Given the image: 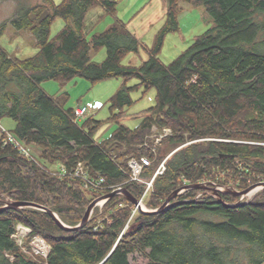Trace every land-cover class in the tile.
I'll list each match as a JSON object with an SVG mask.
<instances>
[{
  "label": "trees",
  "instance_id": "trees-1",
  "mask_svg": "<svg viewBox=\"0 0 264 264\" xmlns=\"http://www.w3.org/2000/svg\"><path fill=\"white\" fill-rule=\"evenodd\" d=\"M14 1L15 12L0 22V38L11 25L31 32L38 50L19 57L0 44V120L15 121L11 130L40 149L42 167L5 143L0 132V207L6 198L32 201L78 225L90 203L111 191L85 188L78 178L48 171L60 163L73 169L79 161L90 175L104 177L106 186L122 184L141 199L146 184L132 180L130 160L152 158L141 174L150 180L166 159V170L154 178L146 198L149 209L161 207L183 177L240 191L264 181V0H166L150 56L139 64L125 62L142 45L120 20L91 35L86 31L90 9L100 6L115 15L117 0ZM182 3L204 6L216 25L164 64L159 54L167 35L180 29ZM57 18L64 25L52 35ZM103 48L105 58L95 60ZM78 77L92 85L123 79L111 97L112 120L134 103L131 93L137 89H155V103L137 126L119 124L111 137L97 142L93 135L102 121L78 120L67 103L69 92L53 96L42 87L46 80L65 85ZM133 78L138 82L128 84ZM154 127L172 129L157 155L146 145ZM221 199L192 188L167 209L149 213L117 194L102 209L94 208L87 225L71 231L42 209L7 208L0 211V264H133L129 256L136 252L148 258L146 264H264V187L248 199L232 193ZM18 223L44 237L51 247L47 259L15 243Z\"/></svg>",
  "mask_w": 264,
  "mask_h": 264
},
{
  "label": "rangeland",
  "instance_id": "rangeland-1",
  "mask_svg": "<svg viewBox=\"0 0 264 264\" xmlns=\"http://www.w3.org/2000/svg\"><path fill=\"white\" fill-rule=\"evenodd\" d=\"M23 1L28 2L31 5L42 2V0ZM117 1L118 7L115 15L107 13L106 10L100 6L90 9L86 18V31L89 35L95 31L100 32L107 29L111 24H113V22L116 20L115 18L117 17L127 19L126 17L129 18L133 16L135 12L141 10L147 3H151L150 0ZM55 2L59 4L62 2V0H55ZM17 6V1L0 0V22L12 16ZM179 22L180 29L177 32H172L167 35L163 50L159 54V58L164 64L171 63L192 44L197 36L205 33L207 30L213 28L216 25L213 17L207 12L204 6L193 7L187 3H182ZM63 25V19L57 18L54 25L52 26V35H55L63 27ZM160 26L161 25L153 29L151 33H149L144 39L147 48H141L140 54H130L125 59V62L131 61L134 64H139L150 56V50L154 45L156 34ZM0 44L4 46L10 53L19 57L30 56L36 53L38 50V46L35 43V37L31 32L17 31L11 25L7 28L5 34L0 38ZM105 56L106 49L103 48L100 52L94 54V59L101 61L105 58ZM136 82H138V79L133 78L128 81V84L132 85ZM122 83V78H110L101 81L96 85H92L87 79L78 77L65 85L56 80H46L42 83V87L53 96H59L60 93L64 91L69 92V99L67 103L70 107L76 108L83 105L90 106L92 111L88 114V116H93L95 119L102 121L93 135L94 140L101 142L111 137L114 131L118 128L119 124H123L131 128L137 126L146 110L155 103V89H151L146 92L143 88L137 89L131 93L134 103L123 109L124 113L122 117H120L118 120L110 119L113 114L111 110V97L121 87ZM116 112L119 111L117 110ZM88 116L81 118V120H85ZM1 122L6 128L9 129H12L15 126V121L11 118H3ZM154 135L155 133H153L151 137ZM151 137H149L150 141H148V147L152 146V143L154 145L155 142V137ZM159 145V147L154 152L155 155H157L158 149H160V147H165L164 144ZM31 147L36 154L38 153V155L41 156L40 150L33 148L34 146ZM206 181L208 185H211L210 180ZM228 188L238 190L237 188L231 186L223 187V189ZM204 190L210 195H215L214 191L212 190ZM256 191L251 192L244 198H241V200L252 197ZM103 206L98 205V208L102 209ZM129 260L133 264H146L148 262V258L140 252L131 254L129 256Z\"/></svg>",
  "mask_w": 264,
  "mask_h": 264
},
{
  "label": "built area",
  "instance_id": "built-area-1",
  "mask_svg": "<svg viewBox=\"0 0 264 264\" xmlns=\"http://www.w3.org/2000/svg\"><path fill=\"white\" fill-rule=\"evenodd\" d=\"M92 111V108L88 105H83V106H78L75 108V113H76V118L79 120L85 116H88V114ZM153 131L155 133L154 136L151 138L155 137V142L154 145L152 144L153 151L155 152L157 149V146L162 143V140L172 134V129L171 128H163L162 130H158L156 127L153 128ZM0 132L5 135V143H12L18 150L19 154L23 155L25 158L30 160L33 163H36L40 167L42 165L39 162V155L38 153L36 154L32 150V145H27L23 140L18 138L16 134L9 128H6L1 120H0ZM148 145V143H146ZM154 146V147H153ZM153 159L148 157V156H143L141 157V160L138 161L136 159H131L130 160V166L132 167L133 173H132V180H136L139 182H143L146 184V190L140 199L141 206L143 209H147L145 205V200L148 197L149 193L151 190H153V182L154 178L159 175L163 174L164 171L166 170V159L159 165V167L156 170V173L154 177H152L150 180H144L141 177L142 170L146 166H150L153 163ZM44 169H47L43 167ZM54 175H58L60 177L62 176H69V177H74L78 178L82 181V185L85 188H92L93 190L96 191H103L106 189H111V191L116 190V189H121L123 188V185H117V186H106L105 185V179L104 177H94L90 175L85 167V165L82 162H77V164L73 167V169H69L65 164L60 163L58 165V169H51L48 170ZM204 183H207V181H203ZM181 183V181H180ZM211 184L215 185L216 187L223 189L222 185H217L214 182H210ZM182 186H180V194H183L186 190L192 189V188H185V186L190 183L186 178L183 177L182 180ZM227 188V187H226ZM102 196V195H101ZM200 196V195H198ZM197 196V197H198ZM100 197V196H99ZM98 198V197H97ZM9 199V198H8ZM106 199L99 201L98 205L103 206L106 203ZM97 205V206H98ZM136 210H139L138 207H136ZM13 240L15 243L21 248V250L24 253H27L32 256H41L44 259H47L51 247L50 245L46 242L44 237L41 235H32V229L28 226H26L23 223H18L16 226V231L12 235ZM11 259H13V256H10Z\"/></svg>",
  "mask_w": 264,
  "mask_h": 264
},
{
  "label": "water",
  "instance_id": "water-1",
  "mask_svg": "<svg viewBox=\"0 0 264 264\" xmlns=\"http://www.w3.org/2000/svg\"><path fill=\"white\" fill-rule=\"evenodd\" d=\"M224 156L225 155H223V154L221 155V157H224ZM263 187H264V181L252 184L247 189L241 190V191L240 190H235V189H232V188H228V189L222 190V189L216 187L213 184L208 185V183H204V182H198V183L189 184V185L185 186V188H200V189L212 190V191H214L215 196L219 197L221 201H223L221 199V195L223 193H232L233 195L241 196V198H244L245 196H247L251 192L259 190V189H261ZM180 190H181V188H178L177 190H175L166 199L164 204L161 207L157 208V209H148V208L147 209H143L142 206H141L140 199H138L134 195H132V193L125 187H123L121 189H116V190L110 191V192H108V193H106V194L94 199L90 203V205L88 206V208H87V210H86V212L84 214V217H83L82 221L76 226H70V225L66 224L65 222H63L61 220L59 215L56 212H54L52 209L47 208V207H45V206H43L41 204H38V203L32 202V201H13V202H10L11 200L6 198V200H4L5 204L2 207H0V211L4 210V209H7V208H19V207H35V208H39V209H42V210L48 212L57 221V223L60 225V227H62L65 230L71 231V230H78V229H80V228H82V227H84L85 225L88 224V222L91 219V215H92V212H93L94 208L98 205L99 201H101V200H104V199L108 200V199H110L111 197H113V196H115L117 194H123L136 207H138L139 211L155 213V212L163 211V210L167 209L172 204L173 199H175L180 194ZM226 204L227 205H232L230 203H226Z\"/></svg>",
  "mask_w": 264,
  "mask_h": 264
},
{
  "label": "crops",
  "instance_id": "crops-1",
  "mask_svg": "<svg viewBox=\"0 0 264 264\" xmlns=\"http://www.w3.org/2000/svg\"><path fill=\"white\" fill-rule=\"evenodd\" d=\"M150 2L151 3H147L141 10L135 12L133 16L129 18L125 16L127 19L118 18L116 16V19L120 20L125 27L138 38L142 48H147L144 39L153 29L163 24L167 13L166 0H150ZM33 148L40 150L36 146Z\"/></svg>",
  "mask_w": 264,
  "mask_h": 264
},
{
  "label": "bare ground",
  "instance_id": "bare-ground-1",
  "mask_svg": "<svg viewBox=\"0 0 264 264\" xmlns=\"http://www.w3.org/2000/svg\"><path fill=\"white\" fill-rule=\"evenodd\" d=\"M148 168V167H147Z\"/></svg>",
  "mask_w": 264,
  "mask_h": 264
}]
</instances>
